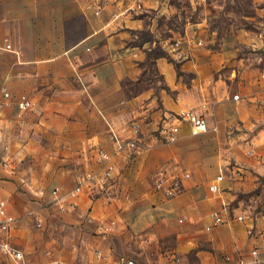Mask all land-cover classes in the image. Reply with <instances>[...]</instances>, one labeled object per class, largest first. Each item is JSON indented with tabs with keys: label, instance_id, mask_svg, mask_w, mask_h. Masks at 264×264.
<instances>
[{
	"label": "crops",
	"instance_id": "crops-1",
	"mask_svg": "<svg viewBox=\"0 0 264 264\" xmlns=\"http://www.w3.org/2000/svg\"><path fill=\"white\" fill-rule=\"evenodd\" d=\"M86 1L0 0V33L4 27L10 37L20 38L18 48L22 53L18 60L31 67V76L22 78L18 85L16 83L17 89H27L45 99L53 95L77 99L74 106L68 102L57 108L45 106L42 115L50 127L53 124L54 128L63 131L62 139L75 148L70 154H75L79 146L94 142L112 144L108 127L106 132L90 126L89 130L86 128V111L81 106L83 89L73 81L76 74L85 80L86 86L89 85L92 98L98 96L99 92L95 90L102 87L116 91L119 101H132L134 106L130 108L125 109L124 104L123 108L120 105L105 110L111 115L110 122L120 123L134 116L141 122L145 145L126 169L119 200L108 201L102 196L90 199L87 195H80L79 205L73 210L79 220H84L86 227L96 231L100 218L115 216L117 219L112 230L86 235L84 241L92 248L82 252L85 261L113 264L119 255L128 254L125 246L130 244L133 247L128 255L134 256L141 264H190L187 250L192 247L196 248L200 264H224L225 258H234L250 240L254 244H264V223L258 217L253 232L248 230L253 223L251 216L214 224L210 229L206 227L213 219L211 211L226 202H230L235 211L249 212L241 200L236 202L238 189L251 184L255 173L264 172V141L260 132L246 140L239 139V132H225L251 122L254 124L251 114H259L264 106L261 102L264 100V33H259L264 30V0H254L256 12L263 20L258 25V33L245 37L256 50L255 63L251 64L243 57L231 59L229 56L234 54L232 49L236 46L234 41L227 39L223 31L207 20L203 26L192 22L184 27V35L202 39L204 36L206 42L215 43L219 38L217 34H222L217 42L221 54L214 57L212 52L205 54L200 53L201 49L192 50L202 43L191 48L167 45L168 52L154 57V66L165 85L149 84L131 98L120 89L121 80L137 78L141 74L152 48L148 40L142 44L132 41L134 31L145 24L143 13L148 17L151 16L146 11H152L155 16L169 15L170 4L167 0H145L146 10L114 18L112 11L122 7V0L109 4L98 14L86 7ZM148 23L151 29L155 28L153 21ZM205 49L210 50L209 47L202 50ZM227 63L242 67L243 77L235 82L229 81L232 72L227 74L222 70ZM184 73L190 74L189 78ZM235 92L237 97H234ZM204 98L208 100L205 103L209 110L215 112L208 120L210 124H216V128L192 133L190 124L184 122L181 137L175 141V160L161 158L159 151L162 147L153 131L160 125L163 109H182ZM250 147L254 150L248 151ZM14 158L18 163L20 157ZM81 158L32 157L33 164L29 165L28 172L32 179L42 174L62 179L63 182L57 183L68 185L82 168ZM163 162L172 169L190 171L184 188L178 193L166 194L156 189L147 178L153 167ZM237 166L239 174L234 172ZM7 168L0 162V174H8L5 172ZM222 169H226L229 176L225 181L227 188L214 192L209 189V181ZM41 185L38 183L31 188L38 191ZM10 188L11 183L0 178V194L7 193ZM126 191L129 196L125 195ZM120 200L125 204L120 206ZM180 216L184 219L180 220ZM17 221L16 217L15 226ZM137 243L142 246L140 249H136ZM98 247L103 248L104 255L96 254ZM141 253L144 254L140 256Z\"/></svg>",
	"mask_w": 264,
	"mask_h": 264
},
{
	"label": "rangeland",
	"instance_id": "rangeland-1",
	"mask_svg": "<svg viewBox=\"0 0 264 264\" xmlns=\"http://www.w3.org/2000/svg\"><path fill=\"white\" fill-rule=\"evenodd\" d=\"M166 2L170 4L169 9L171 12L169 15L162 14L155 16L152 11H146L150 14L149 16L155 19L153 20L148 15H145L146 13H143V16L146 17V22L143 27L137 28L134 31L135 34L132 41L142 44L145 40H148L152 48L149 50V58L146 56V60L143 63L144 67L141 74L137 78L126 77L121 80L120 89L126 92L127 96H129L128 98H131L132 94L149 84L157 83L165 85L161 80L160 73L154 66V54L156 52H168L166 41L169 42L175 35L184 34V27L192 22L203 26V24L205 25V20H207L210 25L223 31L227 39L234 41L236 46L232 49L234 54L229 56L231 59L243 57L244 60H247L251 64L255 63L256 50L245 39V37H251L258 33V25H261L260 21H263L260 18L261 16L256 12L257 8L254 0H167ZM150 20L154 22V29H151L148 23ZM8 33V31L5 32L4 27L2 33H0V99L2 86H9L14 92H17L21 89H17V85L21 79L31 76V67L27 64H21L20 60H18L20 58L19 54L22 53V50L18 48L21 43L20 38L13 39ZM217 36L220 38L223 35L217 34ZM203 38L202 45L192 50L197 51L201 49L200 53L205 54L212 52V55H210L214 57L221 54L220 44L217 43L219 38L215 43L206 42L204 36ZM8 42H12L10 45L17 48L7 46ZM207 47L211 51L207 49L202 50ZM21 69L25 71L23 74L19 73ZM222 70L227 74L232 72V78L229 81L235 82L236 79L243 77L242 67H238L236 64L227 63L222 66ZM184 75L186 78H189L188 75L190 74L184 73ZM73 81L76 86L83 89L81 91V106L84 107V112L86 111L84 118L87 120L86 124H88L86 128L88 130L90 126L106 132V127L110 131L111 126H118L132 118H136V116L127 117L121 120L122 122L120 123L119 121L115 123H113L114 121L110 122L108 118L111 115L107 111L105 112V110L116 109L120 105L123 108L124 104L125 109H127L134 106L132 101H119L116 91H112L110 88L109 92L107 88L102 87L95 90V92H99L98 96L92 98L89 85H85L84 79L76 74L73 77ZM234 85L237 84L234 83ZM31 94L36 98L35 107L22 113L17 112V108L11 109V107L0 105V162L3 166L8 165V168L5 170L8 174H0V178H5L11 183L10 191L1 193L0 200H3L6 207L16 215L18 221L14 229V238L24 248L30 260L43 263L49 261L51 258L63 257L85 261L86 258L81 255L83 254L82 252L92 248L90 243L87 246L84 241L85 237L86 235L99 233L90 226L86 227L84 220H79L75 211H60L53 202L48 200L49 187L54 183L63 182L62 179L54 176L45 177L42 174L32 179L30 177L31 174L28 172L29 165L33 164L32 157L83 156L82 149L86 146H79L75 154H70L75 148L71 143H66L67 141L62 139L63 131L54 128L53 124L50 127L47 122L48 120L42 116L45 106L57 108L65 102L74 106L77 99L76 97L65 98L59 95H53L51 98L45 99L41 95ZM121 95L123 96L122 93ZM252 99L248 98V100ZM118 101L121 103H118ZM205 101H208L207 98L197 101L184 109H203L208 117L210 115L214 116L215 112L209 110ZM261 102L264 104V100H261ZM261 109L259 114H251L250 119H252L254 124L251 122L249 125L239 126L233 131L228 129L225 132L227 134L239 132L240 140L250 139L254 133L260 132L264 141V106ZM176 110L180 109H163L160 122L164 115H169ZM69 116L70 118H76L75 115ZM212 128L215 129L216 127ZM153 133L156 134L158 142L162 147L161 151H159L161 158L174 159L176 150L175 141L178 139L166 141L163 139L158 128ZM257 149L259 150V148ZM3 157H9L8 164L3 163ZM14 157H20V159H17L18 163H16ZM10 166H13L11 168L13 170L9 169ZM167 166L166 162L159 163L157 167H153L154 169H152L147 178L153 182L157 171ZM38 183L42 184L41 186L44 190L41 194L40 191H35L31 188V186L34 187ZM235 199L236 202L241 200L240 202L248 207L249 213L258 217L264 223V172L255 173L251 184L238 189ZM13 207H16V210ZM227 225L229 226V224ZM137 244L136 249H140L142 246L139 243ZM253 245H255L254 242L250 240L245 247L235 253L234 258H225L227 261L224 264H264V244H258L261 250L260 255H255L251 252ZM130 247L133 246L130 244L125 246L129 252L132 251ZM208 247L211 248L210 245ZM128 251L125 252L127 253ZM187 253L190 264H200L196 248L192 247L187 250ZM143 254L139 255L142 256ZM0 264L15 263L0 250Z\"/></svg>",
	"mask_w": 264,
	"mask_h": 264
},
{
	"label": "built area",
	"instance_id": "built-area-1",
	"mask_svg": "<svg viewBox=\"0 0 264 264\" xmlns=\"http://www.w3.org/2000/svg\"><path fill=\"white\" fill-rule=\"evenodd\" d=\"M117 0H87L86 7L93 13H101L109 4L116 3ZM145 0H122V7L114 9L112 16L120 17L122 14H135L146 10ZM260 34L264 30L259 31ZM203 42L202 37H194L193 35H175L170 39L168 45L170 47H193ZM10 42L7 46H10ZM22 69L19 73H24ZM36 95V94H35ZM238 93H234L237 97ZM36 98L27 90H18L14 92L9 86L1 87L0 105L4 107L17 108V112L22 113L28 109L35 107ZM187 121L190 124L192 133H200L216 124H210L208 116L203 109L187 108L171 112L164 115L158 127L163 139L173 141L179 138L183 123ZM1 140V135H0ZM111 146L94 142L82 149V158L79 161L82 168L77 172L74 181L69 185L52 184L48 190V200L53 202L58 210L66 212L77 209L79 205V196L87 195L90 199L97 197H105L108 201H117L122 191V178L126 174V169L134 163L140 152H142L145 141L143 139V129L141 122L137 118L121 123L118 126L110 128ZM254 150L252 147L248 151ZM9 157H3V163L8 164ZM8 167V165H5ZM13 168V166L9 169ZM13 170V169H11ZM235 174L240 173V168L234 170ZM190 176L189 170L171 169L169 167L160 168L153 180V186L162 190L166 194H175L181 191L185 185V179ZM233 176V175H231ZM226 169H222L209 181V189L217 192L227 188L225 184L228 178ZM40 194L44 192L43 188H39ZM129 196V192H125ZM120 206L124 205L123 200L119 201ZM117 210H120L117 206ZM213 216L212 222L207 224L210 229L214 224L231 222L235 219L243 220L251 216L253 223L248 226V230L253 232L256 228V216L247 211H235L230 204L226 202L222 207L214 208L211 211ZM185 216V215H184ZM184 216L179 219L183 220ZM115 216L100 218L97 222V231L105 233L114 228L116 224ZM16 215L11 212L3 200H0V250L15 264H97L95 260L78 261L63 257L51 258L47 262L35 263L30 260L22 246L15 240L14 227ZM264 228V227H263ZM97 255H104L101 247L95 249ZM251 252L260 255V247L255 244L251 248ZM113 264H141L134 256L128 254L119 255Z\"/></svg>",
	"mask_w": 264,
	"mask_h": 264
},
{
	"label": "trees",
	"instance_id": "trees-1",
	"mask_svg": "<svg viewBox=\"0 0 264 264\" xmlns=\"http://www.w3.org/2000/svg\"><path fill=\"white\" fill-rule=\"evenodd\" d=\"M150 52V51H149ZM160 54H162V52H156L155 54H154V57L155 56H157V55H160ZM148 58H149V54H148ZM154 60V59H153Z\"/></svg>",
	"mask_w": 264,
	"mask_h": 264
}]
</instances>
